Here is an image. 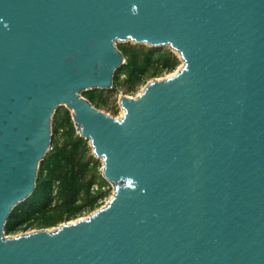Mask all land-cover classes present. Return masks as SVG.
<instances>
[{"label": "water", "instance_id": "1", "mask_svg": "<svg viewBox=\"0 0 264 264\" xmlns=\"http://www.w3.org/2000/svg\"><path fill=\"white\" fill-rule=\"evenodd\" d=\"M115 40L181 60L120 118L81 93L112 88ZM59 106L113 193L9 236ZM0 264H264V0H0Z\"/></svg>", "mask_w": 264, "mask_h": 264}, {"label": "trees", "instance_id": "2", "mask_svg": "<svg viewBox=\"0 0 264 264\" xmlns=\"http://www.w3.org/2000/svg\"><path fill=\"white\" fill-rule=\"evenodd\" d=\"M125 62L114 72L112 88L82 92L95 107L111 109L108 93L134 92L149 79L173 72L180 64L167 47L120 43ZM114 112L115 110L112 109ZM52 144L39 163L32 193L14 206L6 220L7 235L31 228H48L90 213L102 205L109 183L101 174V161L88 140L76 131L71 112L59 106L52 117Z\"/></svg>", "mask_w": 264, "mask_h": 264}, {"label": "rangeland", "instance_id": "3", "mask_svg": "<svg viewBox=\"0 0 264 264\" xmlns=\"http://www.w3.org/2000/svg\"><path fill=\"white\" fill-rule=\"evenodd\" d=\"M120 43H131V44H134L132 41H130V40H128V41H116V45L117 44H120ZM142 45H145V46H148V45H146V44H142ZM181 65V60H180V64L177 66V67H179ZM175 71V70H174ZM173 71V72H174ZM173 72H171V73H166V74H162V75H160V76H158L157 77V79L158 78H164V77H166V76H168V75H170V74H172ZM152 79V78H151ZM151 79H149V80H151ZM148 80V81H149ZM143 86L144 85H140V86H138L137 88H136V90L134 91V92H132V93H128V92H126L124 89H120V90H118V91H116V93H108L107 94V102H109V104H110V106H112V108L111 109H107V108H105V107H100L99 109L100 110H102V111H104L105 113H107V114H109V115H112V116H114V117H117V118H120L121 117V113H122V110H121V108L122 107H120V105H119V96H121V95H126V96H133V97H135V96H137L140 92H141V90L143 89ZM82 93V92H81ZM112 109H114L115 110V112L112 110ZM101 161V160H100ZM100 169H101V171H102V163H101V166H100ZM109 185H110V183H109ZM109 192H108V194L105 196V198H104V200H103V202H102V205H104L108 200H109V198L111 197V195H112V193H113V187H112V185H110V187H109ZM90 213H84L82 216H80L81 218H84V217H87L88 215H89ZM80 217H78V218H80ZM77 219V218H76ZM73 220H75V219H72V220H70V221H73ZM59 226V224L58 225H56V226H53V227H48L47 229H49V230H52V229H54V228H56V227H58ZM35 230H38L37 228H31V229H28L27 231H25V232H17V233H14V234H10L9 236H15V235H18V234H24V233H27V232H34Z\"/></svg>", "mask_w": 264, "mask_h": 264}, {"label": "bare ground", "instance_id": "4", "mask_svg": "<svg viewBox=\"0 0 264 264\" xmlns=\"http://www.w3.org/2000/svg\"><path fill=\"white\" fill-rule=\"evenodd\" d=\"M115 41H118V40H115ZM174 74V72L172 73V74H170V75H173ZM170 75H168V76H170ZM120 102V101H119ZM121 107V106H120ZM124 109L125 108H121V110H122V113H121V116H122V114H123V112H124ZM70 112H71V116L73 117V115H74V110H73V108H70Z\"/></svg>", "mask_w": 264, "mask_h": 264}]
</instances>
